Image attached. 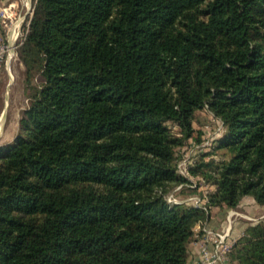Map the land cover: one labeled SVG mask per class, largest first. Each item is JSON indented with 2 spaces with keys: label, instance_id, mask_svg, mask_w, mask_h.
<instances>
[{
  "label": "trees",
  "instance_id": "16d2710c",
  "mask_svg": "<svg viewBox=\"0 0 264 264\" xmlns=\"http://www.w3.org/2000/svg\"><path fill=\"white\" fill-rule=\"evenodd\" d=\"M33 2L0 264H186L212 209L264 210V0ZM228 257L264 264V224Z\"/></svg>",
  "mask_w": 264,
  "mask_h": 264
},
{
  "label": "rangeland",
  "instance_id": "374dc122",
  "mask_svg": "<svg viewBox=\"0 0 264 264\" xmlns=\"http://www.w3.org/2000/svg\"><path fill=\"white\" fill-rule=\"evenodd\" d=\"M10 5L15 15L11 17V20L5 21L6 23H0V40L5 44L8 43L7 41H13V36L10 34L12 26H15V30L19 27V31L25 33L32 16L34 2L33 0H0V11L5 9L8 12ZM11 54L12 57L1 64L0 71V145L8 144L15 139L21 113L28 105L26 70L18 60L15 49L11 51ZM33 75L31 82L32 85H36L38 84L36 74ZM194 153L195 151H190V154ZM190 154L188 152L186 157ZM261 218L258 223L264 224V215Z\"/></svg>",
  "mask_w": 264,
  "mask_h": 264
},
{
  "label": "built area",
  "instance_id": "2783aa9c",
  "mask_svg": "<svg viewBox=\"0 0 264 264\" xmlns=\"http://www.w3.org/2000/svg\"><path fill=\"white\" fill-rule=\"evenodd\" d=\"M11 7L12 5L8 7L9 13L5 11V9L0 11V23H6L5 21L11 20V17L15 15L14 11L11 10ZM29 24L30 21L27 24V29L25 30V33L28 30ZM25 33L21 30L19 31V27L15 30V26H12L10 29V34L11 36H13V41H7L8 43L5 44L3 43V41L0 40V71L1 64L6 61V59L8 60L12 57L11 51H13L14 49L16 50L18 48ZM14 44H16V46H14ZM220 129H222L221 124L217 123L216 130L220 131ZM206 144L207 141L204 143V146ZM194 154H191L187 157L185 156L184 159L181 160V162L177 165L178 173L185 176L187 175V167L190 166L194 160H196V156L191 157ZM191 187H194V185ZM167 202L169 204V208H171L174 204L179 203H185L193 207H203V204L206 202V200H202L198 196H191L187 197L186 199H179L173 194H171L167 197ZM246 205L248 204L242 200L240 202V205L238 206L239 210H232L228 214L226 219L227 226L224 230H213L206 225L201 228V232L203 233V235L202 237H200V246L198 252L196 253L197 258L194 264H229L228 254L233 249L236 240L241 237L245 231V228L243 227H240L239 229L235 228L233 222L234 218L241 217L243 220L248 221L247 223H254L257 220L241 212L240 208Z\"/></svg>",
  "mask_w": 264,
  "mask_h": 264
},
{
  "label": "crops",
  "instance_id": "0c3cea01",
  "mask_svg": "<svg viewBox=\"0 0 264 264\" xmlns=\"http://www.w3.org/2000/svg\"><path fill=\"white\" fill-rule=\"evenodd\" d=\"M10 141V139H7ZM245 201L248 205L243 206L240 208L241 212L243 214H246L249 217L257 219L255 222H257L259 219H262L264 215V210L253 203L250 199L244 198L242 199ZM232 210H239L238 207L228 210V211H220L218 209H212L210 212L209 219L206 221L205 225L208 226L209 228L217 231H222L226 228L227 226V216ZM234 226L235 228L239 229L240 227L247 228L250 225H253L254 223H247L248 221L243 220L241 217H236L234 218ZM200 228L195 227V236L194 240L190 243L189 248H188V256H187V261L186 264H194L197 255L196 253L199 250L200 246V237L198 235V231Z\"/></svg>",
  "mask_w": 264,
  "mask_h": 264
},
{
  "label": "bare ground",
  "instance_id": "6f19581e",
  "mask_svg": "<svg viewBox=\"0 0 264 264\" xmlns=\"http://www.w3.org/2000/svg\"><path fill=\"white\" fill-rule=\"evenodd\" d=\"M1 125V124H0Z\"/></svg>",
  "mask_w": 264,
  "mask_h": 264
}]
</instances>
